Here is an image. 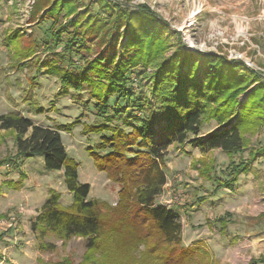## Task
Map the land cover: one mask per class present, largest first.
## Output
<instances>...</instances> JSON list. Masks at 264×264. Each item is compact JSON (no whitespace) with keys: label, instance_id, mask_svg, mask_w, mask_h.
<instances>
[{"label":"trees","instance_id":"trees-1","mask_svg":"<svg viewBox=\"0 0 264 264\" xmlns=\"http://www.w3.org/2000/svg\"><path fill=\"white\" fill-rule=\"evenodd\" d=\"M131 2L36 0L32 13L33 21H51L52 47L63 48L68 66L80 65L64 69L51 60L62 93L89 90L97 117L105 122L84 124L83 131L101 135L88 152L95 168L121 186L117 205L89 199L91 186L80 182L61 136L73 124L54 128L17 112L0 115V132L13 133L16 152L0 158V168L40 156L47 171L63 172L73 201L65 206L61 194L50 191L32 222L43 251L50 248L47 237L64 242L79 237L87 249L79 264H213L204 246L184 245L178 214L157 202L168 182V148L188 144L203 155L221 150L229 158L245 153L251 138L264 133V78L243 62L190 51L150 7ZM136 85L147 88L144 102L135 98ZM212 123L216 129L203 134ZM258 155L264 156V147L251 150L245 161L231 160L224 179L202 162L194 168L204 180L217 181L216 193L234 192ZM226 221L216 220L221 231L227 230ZM252 263L264 264V256Z\"/></svg>","mask_w":264,"mask_h":264},{"label":"rangeland","instance_id":"rangeland-1","mask_svg":"<svg viewBox=\"0 0 264 264\" xmlns=\"http://www.w3.org/2000/svg\"><path fill=\"white\" fill-rule=\"evenodd\" d=\"M35 3L36 0L0 2V115L15 107L17 113L40 125L56 128L73 124L71 131H61V136L69 157L78 165L80 182L90 183L89 199L115 207L121 186L95 168L88 152V148L100 144L101 135L83 131L84 124L96 126L105 122L97 117L89 90L62 93L51 60L64 69L80 65L68 66L70 58L63 48L52 47L50 20H32ZM131 3L150 7L179 33L182 44L190 51L243 62L264 78V0H132ZM83 55L88 57L87 53ZM134 88L135 98L141 102L149 98L145 86ZM245 97H240V101ZM115 101L116 97L112 98ZM121 103L125 105L126 101ZM214 129L216 125L212 123L204 126L202 133ZM251 141L249 150L232 158L221 150L203 155L188 144L168 148L165 163L168 182L157 202L178 214L184 245L204 246L213 264H253L264 256V156L258 155L251 164V172L238 177L234 192L222 189L216 193L217 181L204 180L194 166L202 162V168H214L219 178H227L231 160L245 161L251 150L264 147V133ZM15 153L13 133L1 131L0 158ZM21 173L26 176L23 180ZM8 174L13 181L5 188L14 196L5 202L0 199V219L14 216L16 225L0 230V264H56L66 258L73 264L81 263L87 250L82 238L64 242L50 236L45 238L50 248L43 251L32 231L33 219L38 214L36 207L50 191L59 192L65 206L73 201L63 176L57 171H47L40 156L19 160L17 166L7 164L0 168V180ZM25 185L35 189L36 201L31 207L19 193ZM201 198L204 203L199 201ZM5 205L13 206L7 214L3 213ZM222 217L227 220L225 232L216 222Z\"/></svg>","mask_w":264,"mask_h":264},{"label":"crops","instance_id":"crops-1","mask_svg":"<svg viewBox=\"0 0 264 264\" xmlns=\"http://www.w3.org/2000/svg\"><path fill=\"white\" fill-rule=\"evenodd\" d=\"M23 105V104H22ZM23 107V106H22ZM20 109V108H19ZM29 109V108H27ZM18 110H16L15 107H13V110L11 109L10 111H8L9 113H12V112H17ZM7 114V113H6ZM36 123V122H35ZM42 158V157H41ZM43 160V158H42ZM26 161L24 162V165H25ZM59 174H61L63 176V172H58ZM1 181V184H0V199L3 200L4 202L5 201H9L10 200V196L13 195L12 192L8 189L5 188V186L10 182V181H13L11 180V175H7L6 177H4ZM29 181V179L27 180ZM26 181V182H27ZM86 183L90 184L89 182L86 181ZM38 188H40V185L37 186ZM15 192V191H14ZM18 192V191H17ZM15 192V193H17ZM35 189H31L28 185H25L23 188H22V191L19 192L22 196L21 197H24L22 201H24L27 205H29L31 207V205H33L36 201V196L34 195L35 193ZM47 194V193H46ZM14 196V195H13ZM47 195H45V198L43 199V201L41 202L40 206L39 207H36V210L38 211L40 209V207L44 204V202L46 201L47 199ZM14 198V197H13ZM9 199V200H8ZM61 202H62V199H61ZM63 203V202H62ZM71 202L68 201V204H66L67 206L70 205ZM5 207L7 208H4L5 210H3L4 212L3 213H6L8 212L11 207H13L12 205L10 206H6ZM37 211H36V214H37ZM7 214V213H6Z\"/></svg>","mask_w":264,"mask_h":264},{"label":"built area","instance_id":"built-area-1","mask_svg":"<svg viewBox=\"0 0 264 264\" xmlns=\"http://www.w3.org/2000/svg\"><path fill=\"white\" fill-rule=\"evenodd\" d=\"M16 221L14 216H9L7 218L0 219V230H8L15 228Z\"/></svg>","mask_w":264,"mask_h":264}]
</instances>
